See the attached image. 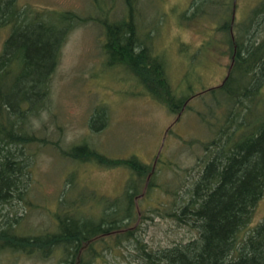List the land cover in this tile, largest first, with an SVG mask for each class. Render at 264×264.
I'll list each match as a JSON object with an SVG mask.
<instances>
[{
  "label": "rangeland",
  "instance_id": "obj_1",
  "mask_svg": "<svg viewBox=\"0 0 264 264\" xmlns=\"http://www.w3.org/2000/svg\"><path fill=\"white\" fill-rule=\"evenodd\" d=\"M193 1L135 4L140 31L153 36L154 53L166 60L177 99L197 95L172 113L146 95L132 96L142 85L120 67L109 68L102 54L97 5L121 18L126 0H0V73L9 123L0 132V233L14 228L50 233L60 209L88 241L99 242L97 254L85 255L84 264H197L196 257L212 248L222 227L209 216L233 196L237 163L247 170L264 160V150L257 161L249 160L255 141L264 136V120L247 121L264 94V56L235 100L210 94L232 64L230 31L218 30L220 6H210L203 18L184 20ZM263 3L235 0L236 36L250 26V40L264 38V8L251 19ZM28 97L37 110V133L49 143L33 152L18 141ZM85 142L122 164L104 169L79 162L70 152ZM158 155L171 169L164 161L158 165L157 184L169 189L145 198L147 177L138 179L124 161L136 157L152 168ZM256 189L224 245L205 264H264V184ZM109 225L122 236L121 246L110 251L102 242ZM127 231L133 237L125 238ZM56 263L15 258L6 245L0 248V264Z\"/></svg>",
  "mask_w": 264,
  "mask_h": 264
},
{
  "label": "trees",
  "instance_id": "obj_2",
  "mask_svg": "<svg viewBox=\"0 0 264 264\" xmlns=\"http://www.w3.org/2000/svg\"><path fill=\"white\" fill-rule=\"evenodd\" d=\"M95 1L97 2V0ZM136 2L137 0H126V13L121 18H111V11L107 10L106 6L103 8L100 2L97 5L99 15L95 21L102 27L105 37L104 43L101 45L102 54L108 60L107 66L109 68L120 67L142 85L143 91H137L132 96L139 94L146 95L159 101L170 112H179L182 107L184 108L197 95L194 93L188 98L180 99H177L175 96L167 77L166 60L162 55H155L153 50L154 38L151 36V33L142 35L140 31L141 27L138 22L140 16H137L139 10H136ZM210 6H220L223 9V13H218L216 21L220 23L218 27L219 31H227L228 33L230 31L231 39L228 41L232 44V64L223 84L209 93H224L230 101H233L239 97L244 81L250 76L252 70L264 56V38L259 40L258 43L250 40L248 31L250 26L246 27L240 36L234 34L232 22L234 16H232V13L236 9L235 0H194L191 14L185 13L183 18L190 22L194 19L208 16ZM261 6L253 12L252 20L262 11L264 3ZM231 22L232 24H230ZM209 45H207V48ZM181 48L184 49L182 46ZM5 100L4 81L0 73V132L2 133L6 132L9 128L8 118L5 113ZM218 106L220 107L222 104L220 103ZM36 116L37 110L31 103L30 97H28L22 106L23 126L18 137L20 145L24 149H29L28 152H33V148L38 150L39 148L44 149L49 147L48 141L40 133H37L34 125V118ZM261 119L264 120V94L258 98L247 115V121L250 123L258 122ZM94 129L96 130L95 127ZM98 150L85 142L74 147L70 154L79 162L90 163L96 165L98 168L113 169L118 168L122 164L123 159H109V157L103 155ZM263 150L264 136L260 140L255 141L249 160L251 162L257 161ZM160 157L161 155H158L152 168L136 157L124 161L133 169L138 179L147 177L143 194L145 198L151 196L154 190L162 189L167 192L169 189H164L157 184L158 165L165 162ZM165 164L167 165V169H171L169 164L166 162ZM255 164L253 168L246 170L242 162L237 163L236 181L238 185L234 188L233 196H231V199L227 203L222 204V211H216L209 216L210 220L218 225L217 227H222V230L215 238L216 242H212V248L201 256L198 255L196 257H200V262L197 264H205V261L211 256V251L222 244L224 245L229 231L237 221L238 214L244 212L245 206L257 191V184H261V186L264 184V160L262 163ZM20 166L26 178L29 174L26 171L29 166L25 158L21 161ZM20 187L19 198L23 200L25 196L24 190L26 189L24 181L20 182ZM149 198L146 200H149ZM54 217L56 229L50 233L46 230L41 232H25L22 228H14L5 235L0 233V248L6 245L10 255L15 258L24 256L46 262L55 258L57 259L56 264H84L85 255L91 253L97 254L94 244L99 242L92 243L88 241L83 233L73 227L65 212L59 209L54 213ZM133 235V231H127L126 234L125 232L123 233L125 238H131ZM121 237L117 228L109 225V230L105 232L102 242L109 246V251L115 250L122 244L120 241Z\"/></svg>",
  "mask_w": 264,
  "mask_h": 264
}]
</instances>
